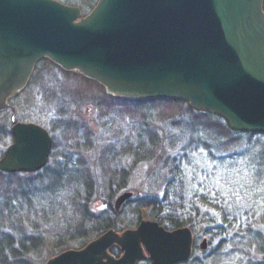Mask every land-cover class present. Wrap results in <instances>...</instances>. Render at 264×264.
I'll return each mask as SVG.
<instances>
[{
    "label": "water",
    "instance_id": "1",
    "mask_svg": "<svg viewBox=\"0 0 264 264\" xmlns=\"http://www.w3.org/2000/svg\"><path fill=\"white\" fill-rule=\"evenodd\" d=\"M264 0H97L83 14L57 0H0V112L28 84L39 59L102 85L125 100L173 99L221 116L235 131L264 134ZM0 159L8 173L47 164L44 128L12 118ZM132 196L121 193L118 208ZM187 227L141 220L109 230L46 264H152L187 261ZM117 245L122 254L108 253ZM203 239L200 250H205Z\"/></svg>",
    "mask_w": 264,
    "mask_h": 264
},
{
    "label": "rangeland",
    "instance_id": "2",
    "mask_svg": "<svg viewBox=\"0 0 264 264\" xmlns=\"http://www.w3.org/2000/svg\"><path fill=\"white\" fill-rule=\"evenodd\" d=\"M57 1L78 6L83 14L90 10L88 5L80 6L85 0ZM9 103L7 111L0 113V126L10 130L13 118L44 128L52 139L46 165L50 170L59 164L57 155L63 152L76 154L95 172L101 152L111 143L114 148L129 143L135 146L140 138L145 142L143 147L146 143L154 146L149 160L135 159L136 151L127 152L122 161L121 170L126 172V178L111 200L112 209L117 212L114 230L121 233L136 228L141 220L155 221L150 210L144 208L139 212L136 201L161 195L170 176L163 163L169 158L184 175L183 212L188 218L193 208L209 213L191 229L196 247L184 264H264V162L259 160L264 134L229 136L224 120L202 114V110H195L186 102L112 97L98 83L45 60L36 64L28 85ZM64 124L79 132H89L91 143L83 150V145L76 144L78 140L65 137L68 127ZM12 141H0V156ZM119 155L123 157L122 153ZM123 192H131L132 196L117 210L114 200ZM197 194L207 195L220 209L230 211L224 215L230 223L224 224L216 212L210 214L209 208L201 206L194 197ZM90 202L96 214L105 209L97 193ZM56 233L55 226L47 224L27 230V235L39 238L37 247L24 256L28 264H46L65 250H79L83 246L78 240H69L65 248L60 247ZM203 239L207 240V247L200 250ZM121 251L116 245L110 248L117 257ZM149 262L147 258L139 264Z\"/></svg>",
    "mask_w": 264,
    "mask_h": 264
},
{
    "label": "trees",
    "instance_id": "3",
    "mask_svg": "<svg viewBox=\"0 0 264 264\" xmlns=\"http://www.w3.org/2000/svg\"><path fill=\"white\" fill-rule=\"evenodd\" d=\"M96 1L85 0L80 6L88 5L91 9ZM44 60L49 61L40 59L38 63ZM164 100L172 101L174 104L183 102L173 99ZM202 114L214 115L205 111H202ZM214 116L222 119L217 114ZM223 123L225 132L229 136L237 134L240 138L247 133L232 130L225 120ZM64 125L68 127L65 137H70L73 141L78 140L76 144L80 147L83 145V150L87 144L91 143L89 132L85 130L79 132L67 124ZM6 140L12 141V134L4 126H0V141L7 142ZM81 140L83 143L80 142ZM143 143L145 142L139 138L135 146L129 143V145L114 148L113 143L109 144L101 152L98 159L99 168L97 167L95 172L91 171L87 163L76 154L64 152L57 155L59 164L52 170L46 166L37 172L12 174L0 170V264H28L24 256L37 247L39 238L27 235V230H36L39 225H54L58 246L64 248L69 240H78L81 245H84L103 232L114 229L113 219L117 212L112 209L111 200L116 196L126 178V172L121 170L122 161L124 157H127V152L132 154L136 151L138 152L133 154L135 159L138 157L144 161L151 159L155 148L150 144L147 146V143L143 147ZM224 147L227 148V145L224 144ZM139 150L142 151L141 156H139ZM120 153L123 157H120ZM259 160L264 162V148L259 153ZM163 167L167 169L170 176L162 187L161 195L139 198L136 201L137 209L139 212L144 208L150 210L151 219L165 229L184 226L192 229L209 213L192 207V214L188 218L189 215L183 212L184 208H182L181 196L185 189L182 169L169 158L165 159ZM96 193L105 205L103 212L97 214L90 206V201ZM194 197L201 206L209 208L210 214L216 212L224 224L230 223L224 216L230 211L220 209L219 204L213 201L214 199L204 194H197ZM219 230L223 231L221 228Z\"/></svg>",
    "mask_w": 264,
    "mask_h": 264
},
{
    "label": "flooded vegetation",
    "instance_id": "4",
    "mask_svg": "<svg viewBox=\"0 0 264 264\" xmlns=\"http://www.w3.org/2000/svg\"><path fill=\"white\" fill-rule=\"evenodd\" d=\"M137 227V226H136ZM190 229V228H189ZM172 230V229H171ZM190 231H191V238H192V240H191V253H190V258L192 257V255H193V252H194V250H195V247H196V242H195V238H194V234H193V232H192V230L190 229ZM145 259H147V257H145L144 259H142V260H145ZM188 260H189V258H188ZM187 260V261H188ZM187 261H182V262H179V263H176V264H184V263H186ZM147 264H152V261L151 262H149V263H147Z\"/></svg>",
    "mask_w": 264,
    "mask_h": 264
},
{
    "label": "bare ground",
    "instance_id": "5",
    "mask_svg": "<svg viewBox=\"0 0 264 264\" xmlns=\"http://www.w3.org/2000/svg\"><path fill=\"white\" fill-rule=\"evenodd\" d=\"M97 2V1H96ZM96 4V3H95ZM94 4V5H95ZM68 72H72V71H68ZM75 73V72H74ZM76 74H78V73H76ZM30 80V79H29ZM89 80H91V79H89ZM92 81H94V80H92ZM94 82H96V81H94ZM96 83H98V82H96ZM99 84V83H98ZM100 85V84H99ZM102 86V85H101ZM20 92H22V91H20ZM125 100V99H124ZM0 113H2V112H0ZM19 122V121H18ZM245 132H250V131H245ZM3 154H4V152L2 153V155H1V157H3ZM1 157H0V159H1ZM2 171V170H1ZM4 172V171H3ZM8 173V172H7ZM16 173V172H15ZM187 227V226H186ZM187 228H189V227H187ZM109 230H114V229H109ZM108 231V230H107ZM114 231H116V230H114ZM106 232V231H105ZM105 232H103V233H105ZM116 232H118V231H116ZM102 233V234H103ZM119 233V232H118ZM102 234H100V235H102ZM100 235H98L97 237L99 238V236ZM96 237V238H97ZM96 238H94V239H96ZM94 239H92V240H94ZM92 240H90V241H88V242H91ZM88 242L86 243V244H84L80 249H82V248H84L87 244H88ZM112 246H114V245H112ZM111 246V247H112ZM117 246V245H116ZM110 247V248H111ZM110 248H109V251H108V253L110 254V255H112L113 257H115V258H118L117 256H114L111 252H110ZM69 250V249H68Z\"/></svg>",
    "mask_w": 264,
    "mask_h": 264
}]
</instances>
